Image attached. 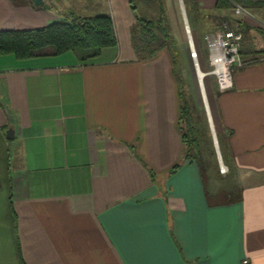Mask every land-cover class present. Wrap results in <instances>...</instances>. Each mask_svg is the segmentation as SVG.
I'll list each match as a JSON object with an SVG mask.
<instances>
[{"label": "crops", "instance_id": "0c3cea01", "mask_svg": "<svg viewBox=\"0 0 264 264\" xmlns=\"http://www.w3.org/2000/svg\"><path fill=\"white\" fill-rule=\"evenodd\" d=\"M103 1L0 0V30L90 9L112 16L118 39L88 61L0 56V264H264V57L249 60L264 49V11H217L249 60L212 94L239 175L225 201L182 161L177 61L168 48L139 57L130 0ZM188 1L203 16L217 2Z\"/></svg>", "mask_w": 264, "mask_h": 264}, {"label": "trees", "instance_id": "16d2710c", "mask_svg": "<svg viewBox=\"0 0 264 264\" xmlns=\"http://www.w3.org/2000/svg\"><path fill=\"white\" fill-rule=\"evenodd\" d=\"M158 7L162 16L146 18L136 13L135 0H130L134 12L135 23L132 28L133 46L139 57L152 58L164 49H169L176 62L178 47L176 39L170 35V27L164 25L166 16L160 0ZM188 18L195 22L205 18L214 26L221 23L217 11L234 9L240 6L251 13L264 11V0H217L214 11L204 13L192 1L183 0ZM216 12V13H215ZM219 30V29H218ZM170 36V37H169ZM118 39L115 32L113 18L109 13H99L89 16L70 14L66 20L55 21L42 27L22 30H0V56L12 55L16 59H30L40 55V51L49 48L53 55H63L68 52H78L85 61L98 57L105 48L116 47ZM263 55L264 49L256 52ZM198 54V52H197ZM254 54L252 60L257 59ZM249 61V60H248ZM251 61V59H250ZM179 88L178 127L182 139V161H195L204 178H207V153L212 151V136L208 123L199 125L193 119L189 103L184 96L182 80L176 76ZM214 127L220 143L224 163H229L225 142L219 131V124L214 117ZM226 160V162H225ZM181 160L169 170L174 173L180 166ZM228 165V164H227ZM145 166L154 175L155 170L145 162ZM229 167V166H228ZM220 193V192H219ZM236 193L222 191L217 199L232 200Z\"/></svg>", "mask_w": 264, "mask_h": 264}, {"label": "rangeland", "instance_id": "374dc122", "mask_svg": "<svg viewBox=\"0 0 264 264\" xmlns=\"http://www.w3.org/2000/svg\"><path fill=\"white\" fill-rule=\"evenodd\" d=\"M86 1H88L90 4H93L92 6H100L104 4L103 0ZM160 2L163 5V12L166 16L165 20L163 21L164 25H169L171 36L174 37L175 34L173 32H176L178 37L176 68L182 80L184 96L189 103V107L193 114V119L195 123L199 125L206 123L209 125L212 136V151L211 153L208 152L206 157L208 160L207 179L210 190L214 193H217L216 195L218 196V194H220L222 191L228 190L230 188L232 189L233 184L239 178V175L238 171L232 170V167L229 163H224L220 143L214 127L216 107L212 94L214 95V91L217 89L220 90V88L217 77L212 72L214 66L212 65L209 57V52L205 43V35L221 31L224 28L223 25L225 24L228 28L231 27L228 26L227 23L221 24L222 27L220 26V28L219 26L216 27L209 21L206 22L205 18L202 17L199 21L194 23V21L187 16L185 5L184 7L182 5V11L180 10L181 12L179 9H177L178 0H174V2L160 0ZM135 5L136 13L139 16H144L146 18H158L159 16H162V13H160V9L158 7V1L156 0H135ZM90 11L91 10L89 9V11L84 12V15L92 13ZM191 39L194 49H192L191 46ZM260 50H257L254 53L258 56L257 59L263 57V55H258L256 53ZM78 57L80 61H85L81 58L80 53H78ZM250 59L252 60V57ZM200 70L202 73H205L201 77H199ZM215 140H217V142H215ZM222 164L227 167L225 172H222L221 170Z\"/></svg>", "mask_w": 264, "mask_h": 264}, {"label": "built area", "instance_id": "2783aa9c", "mask_svg": "<svg viewBox=\"0 0 264 264\" xmlns=\"http://www.w3.org/2000/svg\"><path fill=\"white\" fill-rule=\"evenodd\" d=\"M235 12L238 14L249 13L248 10L240 6L235 7ZM223 26L224 28L221 31L205 35L209 57L214 66L212 72L217 77L220 89L231 86L233 69L248 62L240 54L242 32L228 28L226 24ZM192 49H194V46H192ZM221 170L225 172L227 167L222 164Z\"/></svg>", "mask_w": 264, "mask_h": 264}, {"label": "water", "instance_id": "95a60500", "mask_svg": "<svg viewBox=\"0 0 264 264\" xmlns=\"http://www.w3.org/2000/svg\"><path fill=\"white\" fill-rule=\"evenodd\" d=\"M32 2H33V4L35 5V6H40V5H42L43 3H44V0H32ZM191 46H194L193 45V42H192V39H191ZM205 73H202V75H204ZM7 137L8 138H13V135H14V130H13V128L12 127H10L8 130H7ZM215 142H217V140H215Z\"/></svg>", "mask_w": 264, "mask_h": 264}, {"label": "bare ground", "instance_id": "6f19581e", "mask_svg": "<svg viewBox=\"0 0 264 264\" xmlns=\"http://www.w3.org/2000/svg\"><path fill=\"white\" fill-rule=\"evenodd\" d=\"M202 76V71L200 70L199 71V77H201ZM200 80H202V79H200ZM201 83H202V81H201Z\"/></svg>", "mask_w": 264, "mask_h": 264}]
</instances>
